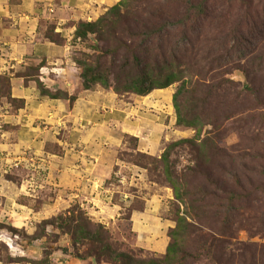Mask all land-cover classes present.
Here are the masks:
<instances>
[{
  "label": "rangeland",
  "instance_id": "rangeland-1",
  "mask_svg": "<svg viewBox=\"0 0 264 264\" xmlns=\"http://www.w3.org/2000/svg\"><path fill=\"white\" fill-rule=\"evenodd\" d=\"M73 10L38 35L55 64L24 70L52 64L48 112L2 78L23 119L0 125V264H264V0Z\"/></svg>",
  "mask_w": 264,
  "mask_h": 264
},
{
  "label": "crops",
  "instance_id": "crops-1",
  "mask_svg": "<svg viewBox=\"0 0 264 264\" xmlns=\"http://www.w3.org/2000/svg\"><path fill=\"white\" fill-rule=\"evenodd\" d=\"M81 1L83 2V0H0V125L2 123L9 125L12 120L17 122L23 119L14 115L15 111L12 112L10 109L8 98L2 94L4 85L2 78L5 76L8 78L11 98L25 101L24 109H20L28 118L35 111H38V115L48 112V101L37 92L40 83L47 85L45 70L50 69V65L55 64V60L58 59L55 55L57 49L53 43L38 39V35L48 20L60 16L64 21L75 20L73 8ZM45 58L52 64H39L38 74L24 73L29 63L43 61Z\"/></svg>",
  "mask_w": 264,
  "mask_h": 264
},
{
  "label": "trees",
  "instance_id": "trees-1",
  "mask_svg": "<svg viewBox=\"0 0 264 264\" xmlns=\"http://www.w3.org/2000/svg\"><path fill=\"white\" fill-rule=\"evenodd\" d=\"M89 25V24H87ZM92 25V24H91ZM90 26V25H89ZM91 74V72L87 69H85L83 71V74H82V77L84 78L85 82L87 80V84L86 86L89 87L90 83L89 82H102L104 83L105 85L107 84L108 85V81L103 78L102 76H100V74H96V75H93L91 74L90 78H88V76ZM175 73H170L167 75L166 79L164 81H161V80H157V79H152V81L148 78H140V79H136L131 87L134 88L135 92L136 93H139V94H146L148 92L151 91L152 88H155V87H158V88H163V87H166L168 86L169 84H171V82L174 81V75ZM149 81H151V83H149ZM175 107L177 108L178 110V113L180 115V122L182 123H186L188 125H195L196 124V121H187L185 118L182 117V113H181V110L179 108V106L175 103ZM171 247H169L168 249L170 250Z\"/></svg>",
  "mask_w": 264,
  "mask_h": 264
}]
</instances>
